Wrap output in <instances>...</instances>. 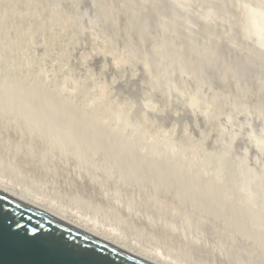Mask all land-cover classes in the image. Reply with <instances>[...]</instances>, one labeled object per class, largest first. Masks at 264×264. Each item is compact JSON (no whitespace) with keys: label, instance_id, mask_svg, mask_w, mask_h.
<instances>
[{"label":"rangeland","instance_id":"rangeland-1","mask_svg":"<svg viewBox=\"0 0 264 264\" xmlns=\"http://www.w3.org/2000/svg\"><path fill=\"white\" fill-rule=\"evenodd\" d=\"M0 5V176L185 264H264V0Z\"/></svg>","mask_w":264,"mask_h":264},{"label":"water","instance_id":"water-1","mask_svg":"<svg viewBox=\"0 0 264 264\" xmlns=\"http://www.w3.org/2000/svg\"><path fill=\"white\" fill-rule=\"evenodd\" d=\"M56 241L46 250L24 246L13 233ZM0 264H152L0 191Z\"/></svg>","mask_w":264,"mask_h":264},{"label":"bare ground","instance_id":"bare-ground-1","mask_svg":"<svg viewBox=\"0 0 264 264\" xmlns=\"http://www.w3.org/2000/svg\"><path fill=\"white\" fill-rule=\"evenodd\" d=\"M252 1V0H251ZM12 2V1H11ZM14 2V1H13ZM169 2V1H168ZM171 2V1H170ZM240 2V1H239ZM127 3V2H126ZM178 3V2H177ZM257 3V2H256ZM260 3V2H259ZM3 4V3H2ZM128 4V3H127ZM233 4V3H232ZM261 4V3H260ZM174 5H176V4H174ZM227 5V4H226ZM263 5V4H262ZM1 6V5H0ZM108 6V5H107ZM173 6V5H172ZM188 6V5H187ZM244 6V5H243ZM247 6V5H246ZM129 7V6H128ZM174 7V6H173ZM176 7V6H175ZM191 7V6H190ZM235 7V6H234ZM248 7V6H247ZM256 7V6H255ZM79 8V7H78ZM131 8V7H130ZM180 8V7H179ZM199 8V7H198ZM241 8V7H240ZM135 9V8H134ZM147 9V8H146ZM175 9V8H174ZM185 9H187V8H185ZM192 9V8H191ZM190 9V10H191ZM221 9V8H220ZM227 9V8H226ZM237 9V8H236ZM242 9V8H241ZM138 10V9H137ZM148 10V9H147ZM182 10H184V9H182ZM193 10V9H192ZM135 11V10H134ZM142 11V10H141ZM136 12V11H135ZM177 12H178V10H177ZM215 12V11H214ZM138 13V12H137ZM217 13V12H216ZM220 13V12H219ZM132 14V13H131ZM130 14V15H131ZM161 14V13H160ZM164 14V13H163ZM163 14H161V15H163ZM207 14V13H206ZM224 14V13H223ZM222 14V15H223ZM177 15V14H176ZM191 15V14H190ZM182 16V15H181ZM224 16V15H223ZM250 16V15H249ZM195 17V16H194ZM206 17V16H205ZM231 17V16H230ZM181 18V17H180ZM193 18V17H192ZM216 18V17H215ZM227 18V17H226ZM225 18V19H226ZM239 18V17H238ZM241 18V17H240ZM252 18V17H251ZM254 18V17H253ZM257 18V17H256ZM178 19H179V17H178ZM190 19V18H189ZM64 20V19H63ZM172 20H175V19H172ZM204 20V19H203ZM230 20V19H229ZM233 20V19H232ZM261 20V19H260ZM22 21V20H21ZM24 21H25V19H24ZM160 21V20H159ZM198 21V20H197ZM206 21V20H205ZM236 21V20H235ZM242 21V20H241ZM255 21V20H254ZM162 22V21H161ZM225 22H227V21H225ZM224 22V23H225ZM244 22V21H243ZM166 23H168V21H166ZM172 23V22H171ZM181 23V22H180ZM189 23V22H188ZM209 23V22H208ZM114 24H116V23H114ZM170 24V23H169ZM196 24V23H195ZM211 24V23H210ZM218 24V23H217ZM231 24V23H230ZM236 24V23H235ZM246 24V23H245ZM166 25V24H165ZM168 25V24H167ZM264 25V24H263ZM262 25V26H263ZM163 26V25H162ZM181 26H184V25H181ZM200 26V25H199ZM216 26V25H215ZM218 26V25H217ZM224 26V25H223ZM232 26H233V24H232ZM235 26V25H234ZM243 26V25H242ZM245 26V25H244ZM247 26V25H246ZM261 26V27H262ZM94 27V26H93ZM197 27V26H196ZM210 27V26H209ZM239 27V26H238ZM232 28V27H231ZM256 28V27H255ZM89 29V28H88ZM227 29V28H226ZM125 30V29H124ZM167 30V29H166ZM175 30V29H174ZM185 30V29H184ZM224 30V29H223ZM222 30V31H223ZM232 30V29H231ZM160 31H162L161 29H160ZM168 31V30H167ZM225 31H227V30H224V32ZM245 31V30H244ZM253 31V30H252ZM196 32V31H195ZM203 32H204V30H203ZM216 32V31H215ZM218 32V31H217ZM231 32H233V31H231ZM236 32V31H235ZM164 33V32H163ZM166 33V32H165ZM170 33V32H169ZM186 33L187 32H184L183 34L184 35H186ZM212 33H214L213 31H212ZM161 34V33H160ZM190 34V33H189ZM193 34H195V33H193ZM223 34H225V33H223ZM233 34V33H232ZM240 33H238V35H239ZM251 34H252V32H251ZM170 35V34H169ZM210 35H212V34H210ZM219 34H217V36H218ZM195 36V35H194ZM206 36V35H205ZM234 36V35H233ZM130 37V36H129ZM140 37V36H139ZM175 37V36H174ZM178 37V36H177ZM242 37V36H241ZM253 36L251 35V38H252ZM264 37V36H263ZM161 38V37H160ZM166 38V37H165ZM164 38V39H165ZM180 38V37H179ZM225 38V37H224ZM128 39H130V38H128ZM163 39V40H164ZM175 38H173V40H174ZM217 39V38H216ZM230 39V38H229ZM237 39V38H236ZM240 39V38H239ZM260 39V38H259ZM160 40V39H159ZM178 40V39H177ZM191 40V39H190ZM214 40V39H213ZM219 40V39H218ZM228 40V39H227ZM232 40V39H231ZM256 40H257V38H256ZM143 41V40H142ZM217 41V40H216ZM161 42V41H160ZM171 42V41H170ZM227 42V41H226ZM230 42V41H229ZM233 42V41H232ZM224 43V42H223ZM32 44H33V41H32ZM130 44V43H129ZM163 44V43H162ZM183 44V43H182ZM247 44H248V41H247ZM252 44V43H251ZM256 44V43H255ZM164 45V44H163ZM166 45V44H165ZM199 45V44H198ZM252 45H254V44H252ZM185 46V45H184ZM183 46V47H184ZM238 46V45H237ZM32 47V46H31ZM168 47V46H167ZM175 47V46H174ZM199 47H200V45H199ZM259 47V46H258ZM257 47V48H258ZM177 48V47H176ZM224 48V47H223ZM249 48H250V45H249ZM159 49V48H158ZM171 49V48H170ZM247 49H248V47H247ZM254 49H255V47H254ZM182 50V49H181ZM218 50H219V48H218ZM243 50V49H242ZM253 50V49H252ZM259 50V49H258ZM123 51H124V49H123ZM201 51V50H200ZM214 51V50H213ZM220 51V50H219ZM245 51V50H244ZM121 52V51H120ZM197 52V51H196ZM251 52V51H250ZM256 52H258V51H256ZM168 53H170L171 54V52H168ZM176 53V52H175ZM182 54V53H181ZM211 54V53H210ZM214 54V53H213ZM239 54V53H238ZM188 54L186 53V56H187ZM202 54H200V56H201ZM216 55V54H215ZM220 55H222V54H220ZM230 55V54H229ZM140 56V55H139ZM155 56V55H154ZM172 56V55H171ZM214 55H212V57H213ZM228 56V55H227ZM173 57H174V55H173ZM183 57V56H182ZM211 57V58H212ZM219 57V56H218ZM223 57V56H222ZM221 57V58H222ZM103 58V57H102ZM135 58V57H134ZM176 58H178V57H176ZM264 58V57H263ZM136 59V58H135ZM235 59V58H234ZM159 60V59H158ZM178 60V59H177ZM195 60V59H194ZM216 60V59H215ZM229 60V59H228ZM255 60V59H254ZM258 60V59H257ZM263 60V59H262ZM190 61V60H189ZM217 61V60H216ZM220 61V60H219ZM235 61V60H234ZM238 61V60H237ZM236 61V62H237ZM256 61V60H255ZM193 62V61H192ZM195 63V62H194ZM220 63V62H219ZM259 64H261L262 65V63H259ZM153 66V65H152ZM166 66H168V65H166ZM179 66V65H178ZM200 66V65H199ZM220 66V65H219ZM218 66V67H219ZM162 67V66H161ZM165 67V66H164ZM172 67V66H171ZM195 67H196V65H195ZM217 67V68H218ZM235 67V66H234ZM233 67V68H234ZM253 67V66H252ZM230 68V67H229ZM164 69H166V68H164ZM176 69V68H175ZM179 69V68H178ZM208 70H209V68H207ZM238 69V68H237ZM236 69V70H237ZM255 69V68H254ZM243 70V69H242ZM162 71V70H161ZM168 71V70H167ZM176 71V70H175ZM178 71V70H177ZM207 71V70H206ZM216 71V70H215ZM244 71H245V69H244ZM244 71H242V73H244ZM255 71V70H254ZM173 72V71H172ZM203 72V71H202ZM208 72V71H207ZM169 73V72H168ZM192 73V72H191ZM240 73V72H239ZM238 73V74H239ZM202 74V73H201ZM258 74V73H257ZM206 75V74H205ZM232 75V74H231ZM240 76H238V77H242L241 76V74H239ZM243 75H246L245 73L243 74ZM256 75V74H255ZM218 76V75H217ZM258 76V75H257ZM167 77V76H166ZM262 77V76H261ZM260 77V78H261ZM191 78V77H190ZM213 78V77H212ZM245 78V77H244ZM246 78H248L247 76H246ZM251 78V77H250ZM263 78V77H262ZM171 79V78H170ZM187 79V78H186ZM181 80H183V79H181ZM224 80V79H223ZM250 80V79H249ZM178 81V80H177ZM253 81V80H252ZM179 82V81H178ZM249 82H251V81H248V83ZM188 84H190V83H188ZM213 84H215V83H213ZM251 84V83H250ZM254 84V83H253ZM133 85H135V84H133ZM256 87H258V86H256ZM207 88V87H206ZM41 89V88H40ZM255 89V88H254ZM46 90V89H45ZM205 90V89H204ZM240 90V89H239ZM264 90V89H263ZM49 92V91H48ZM47 94H49V93H47ZM51 94V93H50ZM50 96V95H49ZM52 96V95H51ZM142 97V96H141ZM60 98H62V97H60ZM64 99V98H63ZM237 99V98H236ZM238 100V99H237ZM255 100V99H254ZM61 101V100H60ZM143 101V100H142ZM152 102V101H151ZM64 103V102H63ZM236 103V102H235ZM144 104H146V103H144ZM238 104V103H237ZM241 105H243V104H241ZM175 107V106H174ZM243 107V106H242ZM247 108H248V105L246 106ZM115 108V107H114ZM145 108V107H144ZM244 108V107H243ZM146 109V108H145ZM175 109V108H174ZM244 110V109H243ZM246 110V109H245ZM248 110V109H247ZM68 111H69V109H68ZM138 112V111H137ZM145 112H147V111H145ZM260 112V111H259ZM234 113V112H233ZM246 113V112H245ZM249 113V112H248ZM145 114V113H144ZM170 114V113H169ZM256 114H257V112H256ZM144 116V115H143ZM119 117V116H118ZM123 117V116H122ZM134 117V116H133ZM146 117V116H145ZM191 117V116H190ZM196 117V116H195ZM241 117V116H240ZM203 118V117H202ZM228 118H230V117H228ZM121 119V118H120ZM135 119V118H134ZM134 119H133V121H134ZM176 120V119H175ZM204 120V119H203ZM207 120V119H206ZM227 121H228V119H226ZM141 121V120H140ZM144 121V120H143ZM145 121H147V120H145ZM205 121V120H204ZM1 122H2V120H1ZM89 122V121H88ZM203 122V121H202ZM230 122V121H229ZM162 123H163V121H162ZM23 124V123H22ZM129 124V123H128ZM262 124V123H261ZM11 125V124H10ZM129 125H131V124H129ZM148 125V124H147ZM236 125V124H235ZM128 126V125H127ZM126 127V126H125ZM130 127V126H129ZM149 127V126H148ZM159 127V126H158ZM236 127H238V126H236ZM12 128V127H11ZM135 128V127H134ZM133 128V129H134ZM163 128V126L161 127V129ZM168 128V127H167ZM261 128V127H260ZM125 129V128H124ZM126 129H127V127H126ZM159 129V128H158ZM10 130V129H9ZM130 130V129H129ZM153 130V129H152ZM155 130V129H154ZM160 130V129H159ZM3 131H4V129H3ZM26 131V130H25ZM162 131H163V129H162ZM235 131H236V129H235ZM13 132H15V131H13ZM17 132V131H16ZM19 132V131H18ZM109 132V131H108ZM107 132V133H108ZM234 132V131H233ZM237 132V131H236ZM251 132H252V130H251ZM26 133H27V131H26ZM153 133V132H152ZM154 133H156V130L154 131ZM253 133H255V132H253ZM14 134V133H13ZM128 134V133H127ZM182 134V133H181ZM225 134V133H224ZM233 134V133H232ZM15 135V134H14ZM263 135V134H262ZM25 136H27V135H25ZM127 136V135H126ZM177 136V135H176ZM225 136H226V134H225ZM250 136V135H249ZM18 137V136H17ZM235 137V136H234ZM246 137V136H245ZM177 138V137H176ZM22 139V138H21ZM185 139V138H184ZM248 139V138H247ZM243 140V139H242ZM244 141V140H243ZM249 141V140H248ZM46 142V141H45ZM44 142V143H45ZM124 142V141H123ZM231 142V141H230ZM182 143V142H181ZM120 144V143H119ZM212 143H210V145H211ZM240 144V143H239ZM256 144H258L257 142H256ZM233 145H235V144H233ZM251 145H252V143H251ZM255 145V144H254ZM46 146V145H45ZM237 146V145H236ZM263 146V145H262ZM47 147V146H46ZM246 147V146H245ZM213 148H215V147H213ZM227 148V147H226ZM218 149V148H217ZM224 149V148H223ZM215 150V149H214ZM210 151V150H209ZM223 151V150H222ZM254 151V150H253ZM224 152V151H223ZM242 152V151H241ZM263 152V151H262ZM58 153V152H57ZM56 153V154H57ZM155 153V152H154ZM175 152H173V154H174ZM213 153V152H212ZM222 153V152H221ZM45 154H46V152H45ZM172 154V155H173ZM209 154V153H208ZM214 154V153H213ZM216 154V153H215ZM222 154H225V153H222ZM226 154H229V153H226ZM259 154V153H258ZM151 155V154H150ZM174 156V155H173ZM222 156V155H221ZM236 156V155H235ZM234 156V157H235ZM263 156V155H262ZM58 157V156H57ZM215 157V156H214ZM214 157H212L213 159H215ZM260 157H261V154H260ZM48 158V157H47ZM147 159V158H146ZM149 159V158H148ZM217 159V158H216ZM218 159H219V157H218ZM226 159V158H225ZM51 160V159H50ZM247 160V159H246ZM256 160V159H255ZM53 161V160H52ZM187 161H188V159H187ZM226 161V160H225ZM230 161V160H229ZM248 161V160H247ZM218 162V161H217ZM253 162V161H252ZM259 162V161H258ZM262 162H263V160H262ZM53 163V162H52ZM61 163V162H60ZM186 163H188V162H186ZM246 163V162H245ZM250 163H251V160H250ZM57 164V163H56ZM222 164H223V160H222ZM237 164V163H236ZM242 164H244V163H242ZM247 164V163H246ZM256 164V163H255ZM62 165H63V163H62ZM218 165V164H217ZM229 165V164H228ZM263 165V164H262ZM65 166V165H64ZM231 166V165H230ZM242 166V165H241ZM258 166V165H257ZM261 166V165H260ZM80 167V166H79ZM228 167V166H227ZM232 167H233V164H232ZM67 168H68V166H67ZM194 168V167H193ZM224 168V167H223ZM237 168V167H236ZM80 169V168H79ZM79 169H78V171H79ZM83 169V168H82ZM215 169V168H214ZM228 169H229V167H228ZM239 169V168H238ZM237 169V170H238ZM193 170V169H192ZM226 170V169H225ZM248 170V169H247ZM76 171V170H75ZM83 171H84V169H83ZM85 171H86V169H85ZM212 171V170H211ZM227 171V170H226ZM236 171V170H235ZM239 171V170H238ZM240 171H241V169H240ZM251 171V170H250ZM249 171V172H250ZM80 172V171H79ZM91 172V171H90ZM244 172V171H243ZM246 172V171H245ZM262 172H264V170L262 171ZM212 173V172H211ZM210 173V174H211ZM247 173V172H246ZM78 175L80 174V173H77ZM83 174V173H82ZM82 174H80L81 176H82ZM85 174H86V172H85ZM248 174V173H247ZM246 174V175H247ZM77 175V176H78ZM84 175V174H83ZM177 175H178V173H177ZM244 175V174H243ZM252 175V174H251ZM235 176H236V174H235ZM240 178H241V175L239 176ZM252 177V176H251ZM256 176H254V178H255ZM260 177V176H259ZM76 178V177H75ZM74 178V179H75ZM82 178H83V176H82ZM82 178H80V179H82ZM86 178V177H85ZM101 178V177H100ZM178 178V177H177ZM207 178V177H206ZM102 179H104L103 177L101 178V180ZM243 179V178H242ZM245 179H246V177H245ZM249 179V178H248ZM101 180H97V181H100L101 182ZM188 180V179H187ZM190 180V179H189ZM259 180V179H258ZM97 181L95 182V183H97ZM86 182H87V180H86ZM99 182V183H100ZM105 182V180L103 181L102 180V182H101V184H102V186H103V183ZM261 182V181H260ZM259 182V183H260ZM81 183V182H80ZM107 183H109L108 181H107ZM184 183H186V182H184ZM219 183V182H218ZM241 183V182H240ZM239 183V184H240ZM253 183V182H252ZM83 184V183H82ZM101 184H99L100 186H101ZM112 185H113V183H111ZM243 184V183H242ZM248 184V183H247ZM89 185V184H88ZM97 185H98V183H97ZM109 185V184H108ZM107 184H106V188H108V187H111L110 185L108 186ZM241 185V184H240ZM251 185V184H250ZM264 185V184H263ZM100 186H99V188H100ZM105 186V185H104ZM114 186V185H113ZM244 186V185H243ZM258 186H259V184H258ZM92 186H90V188H91ZM250 187V186H249ZM248 187V188H249ZM263 187V186H262ZM17 188H18V190H17ZM89 188V187H88ZM89 188V189H90ZM103 188V187H102ZM105 188V187H104ZM101 189L102 191H104L105 189ZM115 188V187H114ZM242 188V187H241ZM97 189V188H96ZM111 188H109V190H110ZM118 189H120V187L118 188ZM100 190V189H99ZM239 190V189H238ZM261 190L262 189H260L259 191L261 192ZM0 191H2V192H4V193H6V194H8V195H10V196H12V197H14V198H16V199H20L21 201H24L25 203H27V204H29V205H32L33 207H36L37 209H39V210H42V211H44V212H46V213H48V214H51L52 216H54V217H57L58 219H60V220H62V221H64V222H66V223H68V224H70V225H72V226H74V227H76L77 229H79V230H82V231H84V232H87V233H89V234H91V235H94V236H96V237H98V238H100V239H102V240H104V241H106V242H109V243H111L112 245H114V246H116V247H118V248H121V249H123V250H125V251H128V252H130V253H132V254H134V255H136V256H138V257H140L141 259H144L145 261H147V262H149V263H152V264H185L184 262H182L181 260H179V258L177 259V258H174V257H172V256H170V255H165L163 252H161L159 249H148V248H146V247H143V246H141L137 241H131V239H126L125 238V236L119 231V229H116V228H113V227H110V226H106L105 224H100L96 219H85V218H80V217H78L77 215H71V214H68V213H66V211H64V210H62V209H60L59 207H56V205L57 204H55V202L54 203H49V204H47L45 201H44V199H42V198H40L38 195H36V194H34V193H32L29 189H25V188H23L22 186H17V185H13L12 184V182L11 181H9L8 179H6L4 176H0ZM107 191H108V189L106 190V191H104V193L106 194V198L107 197H109L112 193H114V196H115V192L114 191H116V190H114L113 189V191H110V193H108V194H110L109 196H107L108 194H107ZM119 191V190H118ZM239 191H241V190H239ZM243 191V190H242ZM245 191V190H244ZM122 192L123 191H121V189H120V191H119V193L121 194V196H122V198H124L123 197V194H122ZM250 193V192H249ZM262 193V192H261ZM102 194V193H101ZM105 194H103V195H105ZM127 194V193H126ZM236 194V193H235ZM255 194V193H254ZM129 195V198H131L130 197V194H128ZM114 196L113 197H111L110 199H112V198H114ZM116 196H119L118 195V193L116 192ZM115 196V197H116ZM120 196V197H121ZM125 196V195H124ZM229 196V195H228ZM242 196V195H241ZM243 196H246V194H243ZM242 196V197H243ZM253 196V195H252ZM251 196V197H252ZM256 196V195H255ZM105 197V196H104ZM116 198L117 199V201L118 200H121V198ZM133 197V196H132ZM254 197V196H253ZM260 196H258V198H259ZM262 197H263V195H262ZM262 197H261V199H262ZM135 198V197H134ZM236 198V197H235ZM246 198V197H245ZM244 198V199H245ZM125 200H126V196H125V198H124ZM135 199H137V198H135ZM239 199H241V198H239ZM247 199V198H246ZM251 199H253V198H251ZM250 199V200H251ZM125 200H123V201H125ZM243 200V199H242ZM242 200H241V202H242ZM257 200V199H256ZM116 200H112L111 201V203H113V202H117ZM128 202L130 201V199L129 200H127ZM133 202H135V200H132ZM137 201V205L138 204H141L140 203V201L138 202V199L136 200ZM143 201V200H142ZM232 201H234V199L232 200ZM248 201V200H247ZM258 201V200H257ZM264 201V200H263ZM120 201H118V203H119ZM249 202V201H248ZM260 202H262V201H260ZM118 203H117V205H118ZM120 203H122V201L120 202ZM263 203V202H262ZM126 204V203H125ZM145 204V203H144ZM124 205V204H123ZM255 205V204H254ZM262 205V204H261ZM119 206H122L121 204L119 205ZM127 206H129V203H128V205ZM131 206V205H130ZM132 206H133V204H132ZM140 206V205H139ZM63 207V206H62ZM122 207H124V206H122ZM135 207V206H134ZM143 207V206H142ZM150 206H148L147 207V205H146V207L144 206L143 207V209L144 208H146L145 210H143V212H145L148 208H149ZM258 207H260V206H258ZM130 208V207H129ZM129 208L127 207H125V209L126 210H128L129 211ZM152 207H150V209H151ZM157 208V207H156ZM156 208H154V211H155V209ZM159 208V207H158ZM156 209V211L157 210H159V209ZM256 208V207H255ZM55 210L56 212H54V211H52V210ZM132 209V208H131ZM141 209V208H140ZM150 209H148L149 211H150ZM257 209V208H256ZM135 210H137V209H135ZM148 210L146 211V212H148ZM255 210V209H254ZM127 211V212H128ZM133 211V210H132ZM153 211V210H152ZM155 211V212H156ZM131 212V211H130ZM129 212V213H130ZM134 212V211H133ZM151 212V211H150ZM159 212V211H158ZM162 212V211H161ZM161 212H159V213H161ZM255 212V211H254ZM135 213H136V211H135ZM142 213V212H141ZM154 213V212H153ZM152 213V214H153ZM157 213V212H156ZM155 213V214H156ZM151 214V213H150ZM145 215V214H144ZM148 215V214H147ZM158 215L159 214H157V217H158ZM263 215V214H262ZM149 216V215H148ZM156 216V215H155ZM160 216V215H159ZM161 216H163L162 215V213H161ZM150 218H151V216H150ZM159 218H161V217H159ZM158 218V219H159ZM164 218V217H163ZM144 219V218H143ZM166 219H167V216H166ZM147 220V219H146ZM162 220V219H161ZM160 219H159V221H161ZM168 220H169V218H168ZM168 220H167V222H168ZM171 220H172V218H171ZM170 220V221H171ZM151 221V220H150ZM158 221V222H159ZM169 221V222H170ZM152 222V221H151ZM154 222V221H153ZM152 222V223H153ZM147 223H148V220H147ZM163 223V222H162ZM164 223H165V221H164ZM171 223V224H170ZM169 224L170 225H172V221L170 222ZM184 222L182 221V224H183ZM180 224V226H179V228L180 229H182L183 228V226H184V224L182 225L181 223H179L178 222V225ZM154 225H157V222H156V224H154ZM176 226H177V223L175 224ZM175 225H173V226H175ZM262 225H264V224H262ZM166 226V225H165ZM167 226H169L168 225V223H167ZM175 226V227H176ZM181 226H182V228H181ZM186 227L187 226H189V224H186L185 225ZM184 226V227H185ZM193 226V225H192ZM110 227V228H109ZM173 228L174 230L177 228ZM186 227L185 228H183L184 229V231H185V229H186ZM263 227V226H262ZM171 228V226L169 227V229ZM168 229V228H167ZM168 229V230H169ZM172 229V228H171ZM182 229V230H183ZM190 228L188 227V230H189ZM193 230H194V228H192ZM192 229H191V231H192ZM196 229V228H195ZM187 230V229H186ZM200 230V229H199ZM173 231V230H172ZM175 231H179V230H175ZM190 231V230H189ZM205 231V230H204ZM168 232V231H167ZM182 231L180 230V234H185V232L183 233H181ZM195 232H196V230H195ZM202 232V231H201ZM175 233V232H174ZM191 233V232H190ZM193 234V233H192ZM176 235V234H175ZM179 235V234H178ZM196 235V234H195ZM199 235V234H198ZM177 236V235H176ZM190 236H192V235H190ZM179 237V236H178ZM181 237H183V236H181ZM194 237V236H193ZM192 237V238H193ZM198 237V236H197ZM196 237V238H197ZM187 238V240H188V238L189 237H186ZM191 238V241L193 240ZM195 238V237H194ZM200 238V237H199ZM208 238V237H207ZM190 240V239H189ZM209 240V239H208ZM217 241L216 242H218L219 243V241H218V239H216ZM199 241V240H198ZM193 242V241H192ZM195 242V241H194ZM209 242H210V240H209ZM212 242V241H211ZM214 242V241H213ZM191 243V242H190ZM199 243V242H198ZM221 243H222V241H221ZM215 244V243H214ZM220 244V243H219ZM219 244H217V245H219ZM216 245V246H217ZM221 245H224V244H221ZM215 248V247H214ZM221 249V248H220ZM231 249H233L232 247H231ZM223 250V249H222ZM229 251H230V249H229ZM228 251V249L226 250V252H229ZM231 252H233L232 250H231ZM224 254V253H223ZM232 254H234V253H231V255ZM229 256H230V254H228ZM243 257V256H242ZM248 258V257H247ZM253 258V257H252ZM246 259V258H245ZM233 260V259H232ZM231 260V261H232ZM235 260H237V259H235ZM250 260H251V257H250ZM246 261V260H245ZM254 261L256 262L257 260H255V257L253 258V262H251V261H249L250 262V264H253L254 263ZM264 262V261H263ZM234 263V262H233ZM258 263V262H257ZM255 264V263H254ZM260 264V263H259ZM261 264H263V263H261Z\"/></svg>","mask_w":264,"mask_h":264},{"label":"snow or ice","instance_id":"snow-or-ice-1","mask_svg":"<svg viewBox=\"0 0 264 264\" xmlns=\"http://www.w3.org/2000/svg\"><path fill=\"white\" fill-rule=\"evenodd\" d=\"M19 244L24 246H32L37 249L46 250L49 245L55 246L56 241L43 237H37L34 232H25L23 234L13 233Z\"/></svg>","mask_w":264,"mask_h":264}]
</instances>
